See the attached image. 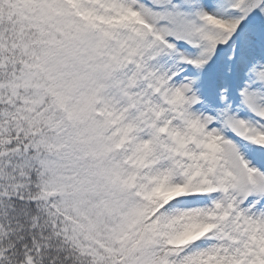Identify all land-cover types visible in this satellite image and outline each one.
Returning <instances> with one entry per match:
<instances>
[{
  "label": "snow or ice",
  "instance_id": "obj_1",
  "mask_svg": "<svg viewBox=\"0 0 264 264\" xmlns=\"http://www.w3.org/2000/svg\"><path fill=\"white\" fill-rule=\"evenodd\" d=\"M0 264H264V0H0Z\"/></svg>",
  "mask_w": 264,
  "mask_h": 264
}]
</instances>
